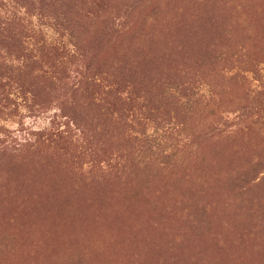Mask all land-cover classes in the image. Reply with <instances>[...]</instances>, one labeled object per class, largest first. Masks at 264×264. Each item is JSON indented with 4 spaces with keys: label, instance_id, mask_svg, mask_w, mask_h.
I'll list each match as a JSON object with an SVG mask.
<instances>
[{
    "label": "rangeland",
    "instance_id": "obj_1",
    "mask_svg": "<svg viewBox=\"0 0 264 264\" xmlns=\"http://www.w3.org/2000/svg\"><path fill=\"white\" fill-rule=\"evenodd\" d=\"M0 264H264V0H0Z\"/></svg>",
    "mask_w": 264,
    "mask_h": 264
},
{
    "label": "trees",
    "instance_id": "obj_2",
    "mask_svg": "<svg viewBox=\"0 0 264 264\" xmlns=\"http://www.w3.org/2000/svg\"><path fill=\"white\" fill-rule=\"evenodd\" d=\"M51 47H55L54 45H52ZM56 47H57V45H56ZM57 49V48H56Z\"/></svg>",
    "mask_w": 264,
    "mask_h": 264
}]
</instances>
